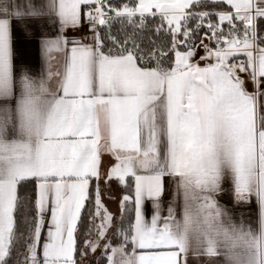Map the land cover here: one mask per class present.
I'll use <instances>...</instances> for the list:
<instances>
[{
	"label": "snow or ice",
	"instance_id": "1",
	"mask_svg": "<svg viewBox=\"0 0 264 264\" xmlns=\"http://www.w3.org/2000/svg\"><path fill=\"white\" fill-rule=\"evenodd\" d=\"M237 239L257 264L264 0H0V264H227Z\"/></svg>",
	"mask_w": 264,
	"mask_h": 264
},
{
	"label": "crops",
	"instance_id": "2",
	"mask_svg": "<svg viewBox=\"0 0 264 264\" xmlns=\"http://www.w3.org/2000/svg\"><path fill=\"white\" fill-rule=\"evenodd\" d=\"M36 2H39V0H36ZM48 30L52 33L55 32V28H53L51 25L48 26ZM81 31H84V29H81ZM67 35H68V37L71 38L73 36H78L79 33H74L72 30H67ZM24 47H25V45H24L23 38L19 34H17L16 35L17 58L18 59L23 58V59L29 60L34 66V71L36 72L37 75H39V72L41 70V61H40V57H39L38 44H34L32 46V51L30 53H28L27 55L24 52ZM58 60L59 59L57 58V56L55 54H53V57L50 61L53 71H55L59 67ZM247 89L249 92L253 91V86H252L250 81L247 84ZM110 161H111V157L108 154H104L102 156V164H101V172L102 173H105L106 170L108 169V167H110ZM170 199H171V191L164 193L162 200H163V207L165 209L167 207V202ZM221 203L225 204V207L230 211L234 220L239 221V219H241L239 209H236V208L229 206L226 203V201H221ZM145 212H146V217L150 219V216H151V203L150 202H146ZM246 215H247V213H246Z\"/></svg>",
	"mask_w": 264,
	"mask_h": 264
},
{
	"label": "clouds",
	"instance_id": "3",
	"mask_svg": "<svg viewBox=\"0 0 264 264\" xmlns=\"http://www.w3.org/2000/svg\"><path fill=\"white\" fill-rule=\"evenodd\" d=\"M259 244L257 264H264V239H261ZM225 250L233 254V258L229 259L227 264H248V245L245 240L237 239L234 243L228 241L225 244Z\"/></svg>",
	"mask_w": 264,
	"mask_h": 264
},
{
	"label": "rangeland",
	"instance_id": "4",
	"mask_svg": "<svg viewBox=\"0 0 264 264\" xmlns=\"http://www.w3.org/2000/svg\"><path fill=\"white\" fill-rule=\"evenodd\" d=\"M58 65H59V60H58ZM100 185L102 187L101 190L104 192V196L102 198L104 204L112 213L114 214L117 213L118 210L117 201L120 199L118 188L113 185L112 181L110 187L108 185H105L103 179H101ZM109 194L111 195V197H113V199H109Z\"/></svg>",
	"mask_w": 264,
	"mask_h": 264
},
{
	"label": "trees",
	"instance_id": "5",
	"mask_svg": "<svg viewBox=\"0 0 264 264\" xmlns=\"http://www.w3.org/2000/svg\"><path fill=\"white\" fill-rule=\"evenodd\" d=\"M112 183H113L114 186H116L118 188V193H119V196L121 198V195H122V188H121V186H119L118 183L115 180H113Z\"/></svg>",
	"mask_w": 264,
	"mask_h": 264
},
{
	"label": "built area",
	"instance_id": "6",
	"mask_svg": "<svg viewBox=\"0 0 264 264\" xmlns=\"http://www.w3.org/2000/svg\"><path fill=\"white\" fill-rule=\"evenodd\" d=\"M201 35H203V33H201ZM205 42H207V41H205ZM198 52H202V48L201 49H198Z\"/></svg>",
	"mask_w": 264,
	"mask_h": 264
}]
</instances>
